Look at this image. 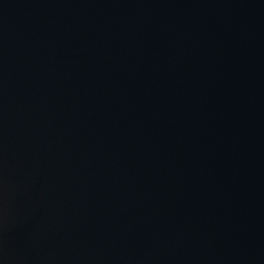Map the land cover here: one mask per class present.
<instances>
[{
	"label": "water",
	"instance_id": "95a60500",
	"mask_svg": "<svg viewBox=\"0 0 264 264\" xmlns=\"http://www.w3.org/2000/svg\"><path fill=\"white\" fill-rule=\"evenodd\" d=\"M0 264H264V0H0Z\"/></svg>",
	"mask_w": 264,
	"mask_h": 264
}]
</instances>
